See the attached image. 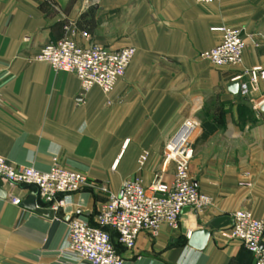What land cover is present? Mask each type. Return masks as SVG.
Segmentation results:
<instances>
[{"label": "crops", "instance_id": "0c3cea01", "mask_svg": "<svg viewBox=\"0 0 264 264\" xmlns=\"http://www.w3.org/2000/svg\"><path fill=\"white\" fill-rule=\"evenodd\" d=\"M218 27L243 33L240 65L200 58L220 43ZM63 38L136 54L111 93L86 91L74 73L35 61ZM255 69L264 71V0H0V157L40 172L58 161L88 178L53 215L26 205L33 196L36 209L49 210L33 187L4 185L0 264H85L64 254L68 224L96 226L127 180L141 178L148 190L158 179L170 184L176 164L165 150L187 121L198 128L189 175L212 204L185 209L176 229L142 232L134 250L120 248L125 264H255L227 236L239 210L264 218V79L252 81ZM199 230L210 233L202 250L189 245Z\"/></svg>", "mask_w": 264, "mask_h": 264}, {"label": "built area", "instance_id": "2783aa9c", "mask_svg": "<svg viewBox=\"0 0 264 264\" xmlns=\"http://www.w3.org/2000/svg\"><path fill=\"white\" fill-rule=\"evenodd\" d=\"M93 1L86 0L87 3ZM193 1L212 5L220 0ZM212 31L221 34V41L216 47L203 52L200 58L218 67L240 65L244 53L243 33L227 27ZM83 35L86 39L90 38L88 34ZM135 54L134 48L115 52L95 44L81 47L71 38H63L45 46L35 61L48 63L57 71L74 73L86 91L99 87L109 94L125 76ZM251 78L253 82L264 79V71L253 70ZM247 92V86H242L241 94L246 95ZM197 134L196 124L187 121L167 145L165 157L176 164L174 179L170 184L158 179L148 190L141 178L127 180L122 192L111 195L102 206L96 226L81 219L72 220L68 224L63 248L65 256L75 263L125 264L120 248L134 250L142 232L156 236L163 225L178 228L181 215L187 208L198 213L208 210L212 200L200 192L188 170L194 157L193 144ZM147 156V153L141 156V164H144ZM0 181L11 189L33 187L41 204L39 208H47L54 213L66 208L70 196L88 185L85 175L68 170L58 161L48 172H40L14 166L2 157ZM11 202L16 206L21 205V200L13 196ZM227 236L241 242L255 256V264H264V218L255 217L251 211L239 210L233 215Z\"/></svg>", "mask_w": 264, "mask_h": 264}, {"label": "water", "instance_id": "95a60500", "mask_svg": "<svg viewBox=\"0 0 264 264\" xmlns=\"http://www.w3.org/2000/svg\"><path fill=\"white\" fill-rule=\"evenodd\" d=\"M239 88L240 84L235 83L233 84L230 89L233 93L238 94L239 93ZM262 110H264V105L262 107ZM0 197L6 198L7 197V191L4 188L3 182L0 181ZM26 205L32 209V210H37L38 213L45 214V215H53V211L45 210V209H36V203H35V198L32 196L26 203ZM210 237V233L206 230H199L195 233L190 238L189 245L193 248H196L198 250H202Z\"/></svg>", "mask_w": 264, "mask_h": 264}]
</instances>
